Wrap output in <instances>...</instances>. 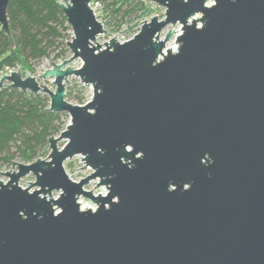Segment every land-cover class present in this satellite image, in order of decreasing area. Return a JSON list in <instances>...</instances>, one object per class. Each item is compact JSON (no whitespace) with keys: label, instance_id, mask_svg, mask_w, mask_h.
<instances>
[{"label":"water","instance_id":"water-1","mask_svg":"<svg viewBox=\"0 0 264 264\" xmlns=\"http://www.w3.org/2000/svg\"><path fill=\"white\" fill-rule=\"evenodd\" d=\"M92 1L58 3L70 58L37 79L19 67L0 76V90L42 92L70 119L47 159L3 174L0 264H264V0H153L163 19L104 48ZM10 2L0 29L13 46ZM176 24L173 53L174 31L160 34ZM70 77L92 87L83 106L65 101ZM75 156L93 171L79 182L63 168ZM29 174L32 192L18 186ZM96 179L106 196L84 190Z\"/></svg>","mask_w":264,"mask_h":264},{"label":"trees","instance_id":"trees-1","mask_svg":"<svg viewBox=\"0 0 264 264\" xmlns=\"http://www.w3.org/2000/svg\"><path fill=\"white\" fill-rule=\"evenodd\" d=\"M61 0H11L7 19L13 46L0 29V75L5 68L20 65L35 73L43 60H64L70 52L71 29L59 7ZM108 1L107 8L119 13L126 0ZM126 4V3H125ZM118 7V8H116ZM70 33V34H68ZM49 98L29 95L13 88L0 90V162L19 160L31 164L48 156L49 139L60 134L61 114L47 111ZM83 105V99L75 98Z\"/></svg>","mask_w":264,"mask_h":264},{"label":"rangeland","instance_id":"rangeland-1","mask_svg":"<svg viewBox=\"0 0 264 264\" xmlns=\"http://www.w3.org/2000/svg\"><path fill=\"white\" fill-rule=\"evenodd\" d=\"M102 1L103 6V12H102V18L101 22L103 25L104 30L106 31V35L98 36L96 39V42L94 45H100L102 48H104V43H108L110 40L115 38L117 36V42L133 38L141 29V26L143 25L144 21L149 22L151 18L157 16L159 20L164 18L165 15V8L159 6L156 4L153 0H126V4H119L118 7L121 8V11L119 13H114L112 10L107 8L108 1L105 3ZM214 4L213 0H208L207 5ZM116 7V8H118ZM201 18V15L198 14L193 17L194 20H199ZM197 26L200 27L201 23L197 21ZM182 26L179 24H176L175 26H168L166 27L162 33L160 34V38L164 39L166 34L169 31H174V35L171 38V40L166 44V49L172 48L175 45L177 46V36L182 34ZM70 34V33H68ZM72 36V31L71 35ZM68 42L71 41L67 40ZM176 42V43H175ZM71 57V53L69 52L64 60H67ZM64 60L58 59L54 60L53 57L50 59L43 60L41 64L36 67L35 73L30 74V76L34 78H38L45 70L49 69L51 67V63L53 64H60ZM71 67L74 69H79L82 66V62L80 60L74 61L72 64H70ZM19 69H21V72L23 75H25V71L22 70L20 65H17ZM5 68L1 75H7L11 72H17L18 68ZM40 86H46L49 90L54 91V87L51 86L50 80L45 81H39ZM39 95H45L42 92L39 93ZM47 96V95H45ZM48 97V96H47ZM80 97L83 99V105H85L87 102L90 101L92 97V87L84 85L79 78L77 77H70L68 78V83L66 84L65 89V101L72 104V105H78L76 104L75 98ZM49 98V97H48ZM50 100V99H49ZM50 105V101L48 103ZM80 105V106H83ZM70 119L69 116L66 114H61L60 123L62 125V131H65L67 126L69 125ZM60 132V134H61ZM59 134V135H60ZM59 135L55 136V138L59 137ZM66 144L65 140H62L58 142L57 146L59 149L63 148ZM48 154H49V148H48ZM47 154V155H48ZM80 158L84 159L82 156H75L71 159H68L64 162L63 168L68 175L69 179L73 182H79L80 180L90 176L92 174V170L86 166L84 160H81ZM40 159L45 160L47 159V156H43ZM20 163L24 165H28L26 163H23L19 160L13 161V163ZM86 168H83L85 167ZM83 168V169H81ZM17 169L12 168V163L5 164L4 162H0V182L3 184H6L9 181V178L6 177L3 174L10 173L13 171H16ZM35 182V178L33 175L29 174L24 178H21L18 182V186L22 189H27L30 184H33ZM99 184V180H93L91 181L87 186L84 187V190L91 191L95 196L97 195H105L106 189L104 187L97 186ZM32 191L36 190L37 188H28ZM46 197H48L46 195ZM59 197V192H53L52 198L57 199ZM49 198V197H48ZM79 202L81 203V206L84 208H90L95 209L96 206L92 204L89 200L85 198H80ZM56 212H59V210L56 208Z\"/></svg>","mask_w":264,"mask_h":264},{"label":"built area","instance_id":"built-area-1","mask_svg":"<svg viewBox=\"0 0 264 264\" xmlns=\"http://www.w3.org/2000/svg\"><path fill=\"white\" fill-rule=\"evenodd\" d=\"M89 7L93 10V13H94V16H95V18L97 19V21L98 22H101V18H102V12H103V6H102V1L101 0H93L92 2H91V4L89 5ZM102 24V23H101ZM180 36V34L177 36V37H179ZM71 39H72V37H71ZM132 38H129V39H126V40H123V41H120L119 43H121V44H123V43H125V42H127V41H129V40H131ZM161 39V38H160ZM170 49H172V50H174V51H172L173 53H176L177 51H178V43H177V46L175 45L174 47H172V48H169L168 50H170ZM51 68V67H50ZM49 68V69H50ZM10 72V71H9ZM9 74V73H8ZM93 194V193H92ZM106 194H107V190H106V193H105V195H100V196H106ZM94 195V194H93ZM95 196V195H94ZM98 196V195H97ZM80 199V198H79ZM78 203H79V200H78ZM90 208H87L86 210H89ZM82 210V209H81ZM90 210H92V211H95L96 210V208L93 210V209H90Z\"/></svg>","mask_w":264,"mask_h":264},{"label":"bare ground","instance_id":"bare-ground-1","mask_svg":"<svg viewBox=\"0 0 264 264\" xmlns=\"http://www.w3.org/2000/svg\"><path fill=\"white\" fill-rule=\"evenodd\" d=\"M193 20H194V19H193ZM191 22H192V20L189 21V24H190ZM171 50H172V49H171ZM172 51H174V50H172ZM30 191H31V190H30ZM47 198H48V197H47ZM79 205H80V207H81L82 210H86V209H87V208L82 207L80 202H79Z\"/></svg>","mask_w":264,"mask_h":264}]
</instances>
